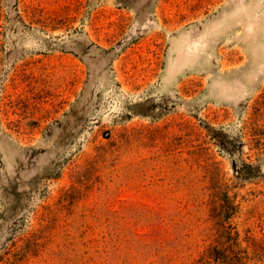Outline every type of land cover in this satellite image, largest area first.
I'll use <instances>...</instances> for the list:
<instances>
[{
  "label": "rangeland",
  "instance_id": "374dc122",
  "mask_svg": "<svg viewBox=\"0 0 264 264\" xmlns=\"http://www.w3.org/2000/svg\"><path fill=\"white\" fill-rule=\"evenodd\" d=\"M0 264H264V0H0Z\"/></svg>",
  "mask_w": 264,
  "mask_h": 264
}]
</instances>
